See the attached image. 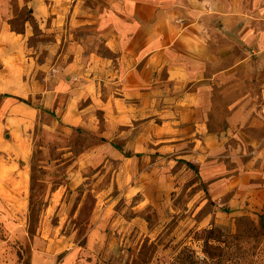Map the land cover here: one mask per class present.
<instances>
[{
  "label": "rangeland",
  "instance_id": "rangeland-1",
  "mask_svg": "<svg viewBox=\"0 0 264 264\" xmlns=\"http://www.w3.org/2000/svg\"><path fill=\"white\" fill-rule=\"evenodd\" d=\"M12 1L16 23L30 16ZM219 60L231 68L197 104L206 127L196 144L156 151L143 132L161 134L156 118L117 149L40 111L25 129L28 155L14 158L25 188L0 213V264H264V45Z\"/></svg>",
  "mask_w": 264,
  "mask_h": 264
},
{
  "label": "crops",
  "instance_id": "crops-1",
  "mask_svg": "<svg viewBox=\"0 0 264 264\" xmlns=\"http://www.w3.org/2000/svg\"><path fill=\"white\" fill-rule=\"evenodd\" d=\"M16 4L31 10L17 23L13 1L0 0V152L12 153L0 164L2 215L23 197L24 170L15 167L29 153L25 129L40 111L68 127L97 132L105 139L100 144L117 149L132 144V133L146 123L153 127L156 118L161 134L143 131L156 151L196 144L206 127L197 104L215 93V78L231 68L218 56L230 60L234 49L264 45V0ZM37 32L46 39L29 45L27 38ZM259 156L256 173L264 181V150Z\"/></svg>",
  "mask_w": 264,
  "mask_h": 264
},
{
  "label": "trees",
  "instance_id": "trees-1",
  "mask_svg": "<svg viewBox=\"0 0 264 264\" xmlns=\"http://www.w3.org/2000/svg\"><path fill=\"white\" fill-rule=\"evenodd\" d=\"M19 99H21V98H19ZM22 100V99H21ZM186 163H187V165L189 166V167H191V168H193L194 167V164L193 163H191V162H189V161H185Z\"/></svg>",
  "mask_w": 264,
  "mask_h": 264
}]
</instances>
